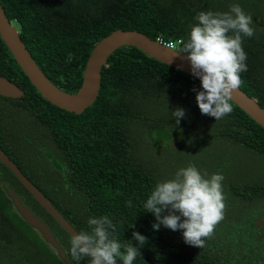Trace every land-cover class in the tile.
<instances>
[{
	"label": "trees",
	"instance_id": "obj_1",
	"mask_svg": "<svg viewBox=\"0 0 264 264\" xmlns=\"http://www.w3.org/2000/svg\"><path fill=\"white\" fill-rule=\"evenodd\" d=\"M232 4L250 13L254 29L252 37L242 36L247 71L239 88L264 109V23L257 16L264 0H0L33 62L70 94L80 87L94 45L113 30L186 41L198 12H227ZM0 76L23 91L0 95V149L76 232L91 231L90 217H109L119 243L140 247L133 264H264V129L237 105L229 101L233 111L219 120L201 114L199 79L131 45L109 53L96 98L80 112L42 97L1 38ZM177 108L185 112L178 124ZM164 134L172 140L152 139ZM189 163L201 174L224 176V218L203 248L186 244L183 230H154L157 221L144 208L156 183ZM2 185L47 223L74 264L71 237L1 162L0 264H66L23 220ZM133 231L147 243L139 246Z\"/></svg>",
	"mask_w": 264,
	"mask_h": 264
},
{
	"label": "clouds",
	"instance_id": "obj_2",
	"mask_svg": "<svg viewBox=\"0 0 264 264\" xmlns=\"http://www.w3.org/2000/svg\"><path fill=\"white\" fill-rule=\"evenodd\" d=\"M195 20L197 23L189 25L187 40H181L178 49L171 47L174 52L187 54L191 72L200 80L202 90L195 99L201 114L219 120L233 111L229 101L233 91L241 86L240 73L247 71L242 36L254 35L253 21L239 4H232L227 12L200 11ZM172 115L178 124L185 112L177 108ZM223 180L221 173L201 174L189 163L179 168L173 179L157 182L144 204L157 221L153 229L159 230L163 225L172 231L183 230L186 244L203 248L205 239L212 236L224 218ZM87 223L90 232L71 235L68 251L74 264H80L84 257L90 258L89 264H117V259L122 264H133L140 256V247L132 246L131 241H117L116 225L109 217H90ZM132 237L139 246L147 243V238L136 231Z\"/></svg>",
	"mask_w": 264,
	"mask_h": 264
},
{
	"label": "water",
	"instance_id": "obj_3",
	"mask_svg": "<svg viewBox=\"0 0 264 264\" xmlns=\"http://www.w3.org/2000/svg\"><path fill=\"white\" fill-rule=\"evenodd\" d=\"M0 38L5 43L7 49L26 75L29 82L36 88L40 95L50 103L67 111L80 112L94 101L98 92L100 69L105 63L109 53L122 45L134 46L149 57L199 79L191 72L190 62L185 58L187 54L174 52V48L164 46L156 40H151L139 31L132 29H116L102 37L94 45L85 63L80 87L75 93L70 94L58 89L39 70L20 41L17 30L5 17L1 6ZM22 94L23 91L14 83L0 76V95L6 97H19ZM230 101L237 105L256 124L264 129V109L257 105V103L247 96L240 88L233 91ZM180 132L182 133L183 130L181 129ZM171 145L172 144H168V146ZM0 162L17 178L34 200L57 222L60 228L70 237L75 234L76 231L63 219L50 201L24 176L15 163L10 160L1 149ZM2 187L5 188V185H2ZM5 190L20 216L30 225L32 230L47 244L56 249L64 263L72 264L66 257L63 249H61L60 245L55 241L44 222L34 216L10 189L5 188ZM256 220H258V218H256Z\"/></svg>",
	"mask_w": 264,
	"mask_h": 264
},
{
	"label": "rangeland",
	"instance_id": "obj_4",
	"mask_svg": "<svg viewBox=\"0 0 264 264\" xmlns=\"http://www.w3.org/2000/svg\"><path fill=\"white\" fill-rule=\"evenodd\" d=\"M177 47H179V43H177ZM152 139L153 140H160L161 142H163L164 144H166V142H169L170 140H172V137L169 136V135H167V134L160 135V136L153 135V138ZM13 207H12V210H13ZM256 222H257V226L262 225V222H261V218L260 217H258V220H256ZM86 262H87V264H89V261H86Z\"/></svg>",
	"mask_w": 264,
	"mask_h": 264
},
{
	"label": "built area",
	"instance_id": "obj_5",
	"mask_svg": "<svg viewBox=\"0 0 264 264\" xmlns=\"http://www.w3.org/2000/svg\"><path fill=\"white\" fill-rule=\"evenodd\" d=\"M156 41H158L159 43L163 44L164 46H167V47H170V48H173L171 46H176V49H178L179 47H177V43H179V40H176V41H162L160 38H156L155 39Z\"/></svg>",
	"mask_w": 264,
	"mask_h": 264
},
{
	"label": "flooded vegetation",
	"instance_id": "obj_6",
	"mask_svg": "<svg viewBox=\"0 0 264 264\" xmlns=\"http://www.w3.org/2000/svg\"><path fill=\"white\" fill-rule=\"evenodd\" d=\"M246 14L248 13V11H244ZM247 15H250V13H248ZM257 16H259L258 18H259V20L262 22V23H264L263 21H264V13H260V14H258L257 13ZM11 160V159H10ZM20 170V169H19ZM26 177V176H25ZM27 178V177H26ZM28 179V178H27ZM29 180V179H28ZM34 215V214H33ZM34 216H36V215H34ZM37 217V216H36ZM37 218H39V217H37ZM39 219H41L43 222H44V224L49 228V226L47 225V223L42 219V218H39ZM50 230V229H49ZM51 232V231H50ZM51 234H52V232H51ZM53 236V235H52ZM57 242V241H56ZM61 249H63V248H61ZM56 251V250H55ZM56 253L58 254V252L56 251Z\"/></svg>",
	"mask_w": 264,
	"mask_h": 264
}]
</instances>
